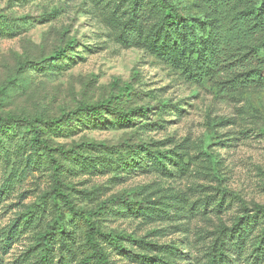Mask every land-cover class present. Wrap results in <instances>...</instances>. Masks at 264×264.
I'll list each match as a JSON object with an SVG mask.
<instances>
[{"label":"rangeland","instance_id":"374dc122","mask_svg":"<svg viewBox=\"0 0 264 264\" xmlns=\"http://www.w3.org/2000/svg\"><path fill=\"white\" fill-rule=\"evenodd\" d=\"M128 1L0 0V117L51 121L107 99L114 79L130 83L121 108L147 106L145 117L41 126L64 191L85 212L114 196L132 203L91 219L104 233L135 240L121 241V252L101 241L111 264H212L234 224L251 215L244 209L264 206V88L235 89L223 83L228 73L201 80L170 67L140 44L143 34L134 28L155 23L154 2L132 17ZM172 1L186 15H202L194 0ZM72 40L61 62L49 64ZM1 139L0 264H39L36 239L59 220L70 240H56L53 264H78L85 225L53 198L46 154L19 130ZM136 146L147 147L155 162L146 166ZM134 152L143 168L131 167ZM261 229L258 218L248 230L252 240ZM242 250L219 264H264V257L249 258L250 244Z\"/></svg>","mask_w":264,"mask_h":264},{"label":"trees","instance_id":"16d2710c","mask_svg":"<svg viewBox=\"0 0 264 264\" xmlns=\"http://www.w3.org/2000/svg\"><path fill=\"white\" fill-rule=\"evenodd\" d=\"M148 0H129L128 6L135 14L146 9L144 4ZM157 9L155 23L145 30L140 23H135L139 35H142L140 44L165 61L170 67L179 70L186 76H193L201 80L216 78L220 73H228L229 79L223 83L231 85L235 89H261L264 88V0H194L197 10L202 15L194 17L186 15L180 4L172 0H152ZM131 17V18H132ZM1 19V18H0ZM1 27L5 23L1 21ZM75 41H69L64 49L54 54L49 64L61 62L62 57L72 48ZM263 58H259V54ZM113 93L107 99L95 104L81 103L77 108L69 112H63L59 117L51 121L42 119H27L23 117H0V146L1 137L19 130L25 137H30L32 146L46 154L50 162L52 174V194L54 199H62L69 215L75 217L85 225L83 242L86 250L85 255L78 264H111L109 253L105 251L101 241H106L114 250L125 251L121 241L132 240L129 235H122L114 232L104 233L96 227L92 218L106 214L111 207L117 203L131 206L128 199L122 196L111 197L100 203L94 211H80L75 209L69 201L61 180V166L54 157V151L50 149L47 141L41 139V126L49 131H56L59 125H69L75 120H100L102 116L109 115L118 123H128L131 117L138 114L145 117L149 108L139 107L135 109H124L123 101L129 102L132 95L130 83L121 84L117 79L112 81ZM125 99V100H124ZM92 149L101 148V145L84 144ZM5 150V147H1ZM136 149L143 150L146 159L145 165L155 162L157 159L148 151L147 147L136 146ZM68 156L69 151L62 152ZM73 155H76L72 152ZM136 153H132L131 167L143 168L142 161L139 162ZM127 168V167H126ZM133 210L138 211L137 203L133 204ZM251 215L245 217V222L240 218L224 237L219 248L217 257L213 256V263L219 264L226 256L233 253L239 254L245 244L253 247L249 258L257 261L264 257V206L255 204L250 209L245 208ZM59 214V212H58ZM261 222V231L258 237L249 235L257 219ZM59 240L65 242L70 240L69 232L64 224L55 221L48 225L45 231L36 239L37 258L39 264H53V246ZM217 258V259H216Z\"/></svg>","mask_w":264,"mask_h":264}]
</instances>
